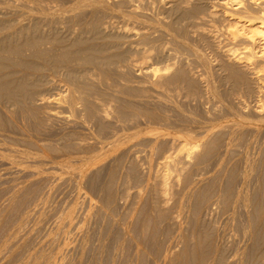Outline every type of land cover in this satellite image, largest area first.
<instances>
[{
  "label": "rangeland",
  "instance_id": "obj_1",
  "mask_svg": "<svg viewBox=\"0 0 264 264\" xmlns=\"http://www.w3.org/2000/svg\"><path fill=\"white\" fill-rule=\"evenodd\" d=\"M238 1L0 0V264H264Z\"/></svg>",
  "mask_w": 264,
  "mask_h": 264
},
{
  "label": "bare ground",
  "instance_id": "obj_2",
  "mask_svg": "<svg viewBox=\"0 0 264 264\" xmlns=\"http://www.w3.org/2000/svg\"><path fill=\"white\" fill-rule=\"evenodd\" d=\"M229 1L235 2L234 5H236V7H234V9L239 8L237 6V4H239L238 0ZM249 1L250 4L256 5V9L251 10L252 8H244L242 12L239 11L242 15H240L241 17L237 16V18L233 19V14L230 13L227 16V12H223V15L227 16L229 18L228 20H230L229 26L233 29L231 30L233 31L231 34H233L234 37L243 36L246 41L242 47L244 51L241 54L243 56L230 49L228 50L227 57L229 61L236 63V65L239 64L247 70L251 79L254 80V83H252L254 84V93L256 95V101H259V97L264 93V0Z\"/></svg>",
  "mask_w": 264,
  "mask_h": 264
}]
</instances>
